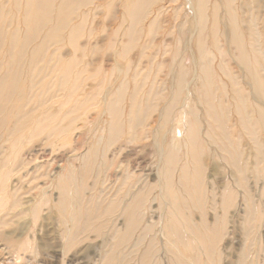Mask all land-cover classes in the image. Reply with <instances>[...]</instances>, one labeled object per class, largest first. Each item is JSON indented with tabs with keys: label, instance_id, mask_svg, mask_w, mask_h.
Here are the masks:
<instances>
[{
	"label": "rangeland",
	"instance_id": "rangeland-1",
	"mask_svg": "<svg viewBox=\"0 0 264 264\" xmlns=\"http://www.w3.org/2000/svg\"><path fill=\"white\" fill-rule=\"evenodd\" d=\"M202 10L0 0V264H264V0Z\"/></svg>",
	"mask_w": 264,
	"mask_h": 264
},
{
	"label": "bare ground",
	"instance_id": "bare-ground-1",
	"mask_svg": "<svg viewBox=\"0 0 264 264\" xmlns=\"http://www.w3.org/2000/svg\"><path fill=\"white\" fill-rule=\"evenodd\" d=\"M127 1V4L129 6V12L132 13V12H135V11H138L139 9V4L143 3L145 0H126ZM198 3L199 5V10L200 12H203L202 8L204 6V4L206 3V0H194ZM239 38V37H238ZM237 38V40H238ZM258 78V77H257ZM260 84V83H259ZM259 86V85H258ZM262 85L260 84L259 88L261 87ZM136 94V93H135ZM134 97V94L132 95V98ZM115 102V101H114ZM110 106V105H109ZM117 109H118V106H111V112H115L114 113V119H112V122L110 124V130L113 131V134L115 135L113 138H112V142L111 143H114L115 144V149H117V151H122V150H125L127 153L129 154H135L137 155V162H136V167L138 169H144L146 168L147 164H146V161H145V157L143 154H141V152H143V150L146 149L147 145H149L148 142H139L141 141V139L139 138H136L137 137V133L134 134V133H130L132 132V129L131 127L133 125H131L132 121L134 120V124L137 123V118H132V120L128 123L127 121H123L121 120V114H122V111L121 112H117ZM119 110V109H118ZM139 110V106L138 105H135L134 102H131L130 103V106H129V115H130V118L132 116H135V113ZM193 131V130H192ZM148 137V136H147ZM138 139V140H137ZM134 142H139L137 144H134ZM112 145V144H111ZM167 155V154H166ZM170 156V154L168 155ZM165 158V156H164ZM168 158V161H170L171 159L169 157ZM166 158V159H167ZM170 159V160H169ZM167 161V162H168ZM166 162V163H167ZM163 167V166H162ZM168 167V166H167ZM170 167V166H169ZM168 169V168H167ZM166 170V169H164ZM163 170V171H164ZM171 171V170H170ZM170 171L167 172V174L170 173ZM166 174V175H167ZM165 175V176H166ZM168 176V175H167ZM168 178V177H166ZM165 178V179H166ZM169 181V180H168ZM171 182V181H170ZM170 184V183H169ZM69 193L66 192V196L68 195ZM140 194V193H139ZM136 196L138 195L137 193L135 194ZM134 195V196H135ZM135 196V197H136ZM133 197V196H132ZM142 198V197H141ZM133 199V198H132ZM131 201V199H130ZM140 201L139 199L135 198V201H131V202H128V204L130 205L129 208L127 206V209L129 211V217H128V225L132 226L133 224H135V220L133 219L134 217H132L134 214L132 213L133 211V208L137 205L136 202ZM81 202V201H80ZM82 203V202H81ZM131 203V204H130ZM83 204V203H82ZM140 206V204H139ZM137 207V206H136ZM135 213H136V210H134ZM138 215V214H137ZM135 216V215H134ZM176 219L178 217H175ZM178 222V221H176ZM173 223H174V220H173ZM178 224V223H177ZM175 226V223L173 225V227ZM177 227V226H175ZM179 235V234H178ZM176 235V236H178ZM178 238V237H177Z\"/></svg>",
	"mask_w": 264,
	"mask_h": 264
}]
</instances>
